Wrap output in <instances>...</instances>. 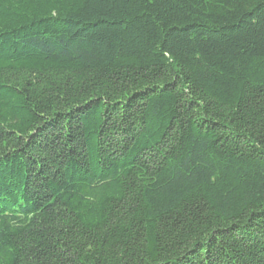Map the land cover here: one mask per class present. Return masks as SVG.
Masks as SVG:
<instances>
[{
	"label": "trees",
	"instance_id": "16d2710c",
	"mask_svg": "<svg viewBox=\"0 0 264 264\" xmlns=\"http://www.w3.org/2000/svg\"><path fill=\"white\" fill-rule=\"evenodd\" d=\"M0 264H264V0H0Z\"/></svg>",
	"mask_w": 264,
	"mask_h": 264
}]
</instances>
